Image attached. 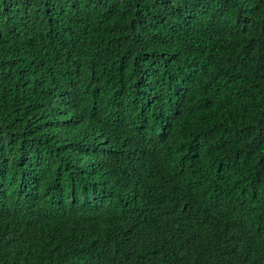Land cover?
<instances>
[{"label":"trees","instance_id":"1","mask_svg":"<svg viewBox=\"0 0 264 264\" xmlns=\"http://www.w3.org/2000/svg\"><path fill=\"white\" fill-rule=\"evenodd\" d=\"M0 264H264V0H0Z\"/></svg>","mask_w":264,"mask_h":264},{"label":"clouds","instance_id":"2","mask_svg":"<svg viewBox=\"0 0 264 264\" xmlns=\"http://www.w3.org/2000/svg\"><path fill=\"white\" fill-rule=\"evenodd\" d=\"M52 172H55V170H52ZM67 176V175H66ZM66 176H62L61 174L59 175H54L52 176L53 179H51L52 183L59 188L62 193L59 194L60 198L58 200H53V204H50V209L48 213V218L52 221V224L49 226H44L46 229H55V228H61L62 231L56 234L55 236L49 238V240L45 243V248L46 252L48 253L49 256L54 257L55 259H63L64 255L67 256L68 254H64L66 250L73 249L74 251H78L79 253H88V251L79 243L75 241L73 242L72 238L66 230L64 229V225L68 222H70L66 217H65V212L68 208V201L67 200H62L63 196L66 195L68 197V190L64 193L65 189V184L66 180L64 179ZM30 185L34 188V185L32 182L26 178H24ZM69 188V186H68ZM76 189V188H74ZM22 208L23 211L25 210H30V208L25 205L22 202L17 203V205ZM58 204V205H57ZM86 204L81 203V204H75L77 207H84ZM88 208V205L86 206ZM64 221V223L62 222ZM56 225V226H54ZM66 226V225H65ZM250 247H257V245L254 243V241L247 240V248ZM64 260V259H63Z\"/></svg>","mask_w":264,"mask_h":264}]
</instances>
